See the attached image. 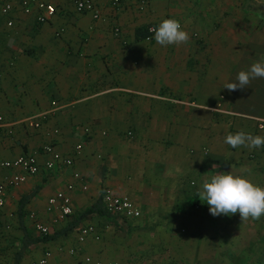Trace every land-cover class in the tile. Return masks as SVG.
Listing matches in <instances>:
<instances>
[{
  "label": "crops",
  "instance_id": "crops-1",
  "mask_svg": "<svg viewBox=\"0 0 264 264\" xmlns=\"http://www.w3.org/2000/svg\"><path fill=\"white\" fill-rule=\"evenodd\" d=\"M49 1L57 14L48 22L23 13L13 16L12 27L6 18L0 20V115L16 123L13 136L0 137V176L7 171L3 161L48 143L74 157V165L48 170L43 163L49 156L42 150V170L10 189L1 222L5 226L17 215L18 230L9 236L6 229L7 258L14 248L8 246L23 235L22 195L39 185L25 223L31 210L47 221L48 198L79 171L89 189L79 185L71 192L74 213L52 226L55 239L33 248L20 264H31L46 248L54 250L51 262L61 264H79L86 255L94 262L84 264L100 259L105 264H206L207 252L195 251L207 247L211 255L221 254L215 264L236 262L239 256H225V250L237 244L236 235L241 239L250 229L263 233L264 215L247 221L239 213L213 216L197 192L205 179L230 171L264 187V146L232 148L224 142L239 131L264 137L256 123L264 119V78L243 90L224 88L236 82L239 71L264 62V0H147L143 8L140 0L119 6L96 0L100 18L77 12L75 0ZM168 18L182 22L189 34L186 44L161 46L154 34L147 39L146 29ZM53 101L61 108L40 129L21 123L50 110ZM78 144L83 145L79 154ZM106 187L130 195L142 217L129 220L137 222L131 230L105 219L103 242L91 240L88 244L96 246L91 252L85 250L88 244L78 255L60 252L61 245L78 246L79 212L84 214ZM195 198L201 203L198 215L189 213ZM176 234L182 240L170 242ZM209 234L214 240L202 242ZM245 243L239 246L247 250L251 244ZM244 256L246 264L254 263L252 255Z\"/></svg>",
  "mask_w": 264,
  "mask_h": 264
},
{
  "label": "built area",
  "instance_id": "built-area-1",
  "mask_svg": "<svg viewBox=\"0 0 264 264\" xmlns=\"http://www.w3.org/2000/svg\"><path fill=\"white\" fill-rule=\"evenodd\" d=\"M113 6H119L122 3H130L134 0H110ZM140 5L143 8L147 4V0H140ZM75 9L79 13L90 12L94 17L100 18L101 12L96 3V0H75ZM18 13L26 15H34L39 23H45L54 18L57 14L56 5L49 0H0V15L6 18L8 26L14 25L13 16ZM170 19V18H168ZM174 19V18H171ZM180 22V21H179ZM183 28L182 22H180ZM157 28L152 25L149 27V34L147 39L150 40L154 34L151 29ZM120 27L114 28V33H120ZM221 104L217 105L220 108ZM61 107L58 101L52 102L50 110L30 115L26 117L21 123L29 129L38 130L51 113L56 112ZM257 129L264 132V119L257 118ZM16 123L6 121L3 115H0V137L13 136L15 134ZM88 132L89 129L87 128ZM83 149V145L76 146V153L79 154ZM48 155L49 158L43 163L44 167L48 170H55L61 167H72L74 165V157L63 155L55 145L48 143L43 148L24 152L14 158L7 159L1 163V167L7 171L0 176V263L4 258V236L6 229L10 228L9 224L2 225V216L4 208L7 203V195L10 189L21 187L31 176L37 175L42 170V160L40 154ZM74 180L69 182L64 189L58 190L55 194L51 195L46 203V213L48 216L47 221L42 219L39 212L31 210L29 212V219L31 220L35 230L42 235L52 234V226L65 222L73 213L74 205L71 192L75 191L80 185V189L86 191L89 189L88 184L84 181L82 174L79 171L73 172ZM103 201L106 210L116 219H135L142 216L137 203L126 193H116L112 188L106 187L103 191ZM103 233L94 223L81 225L77 234V245L65 248L63 245L59 246V251L67 250L71 255H78L84 250V245L88 244L91 240L99 242L102 240ZM54 256L52 248H46L43 255L31 262V264H61L60 261L55 260L51 262ZM85 263H93L94 259L90 255L83 258ZM96 264H103L102 261H96ZM118 264V263H112Z\"/></svg>",
  "mask_w": 264,
  "mask_h": 264
},
{
  "label": "clouds",
  "instance_id": "clouds-1",
  "mask_svg": "<svg viewBox=\"0 0 264 264\" xmlns=\"http://www.w3.org/2000/svg\"><path fill=\"white\" fill-rule=\"evenodd\" d=\"M151 31L154 32L155 41L161 46L186 44L189 41L188 32L182 30L176 19H164L158 28ZM256 78H264V62L253 63L248 71H239L236 82L226 83L224 88L230 92L243 90ZM224 142L232 148L245 146L254 149L264 146V137L239 131L227 134ZM197 195L200 201L207 203L213 216L239 213L241 221H247L249 218L258 220L264 215V187L243 176L234 175L231 171L219 172L210 179H205ZM41 264L44 262L41 261Z\"/></svg>",
  "mask_w": 264,
  "mask_h": 264
},
{
  "label": "rangeland",
  "instance_id": "rangeland-1",
  "mask_svg": "<svg viewBox=\"0 0 264 264\" xmlns=\"http://www.w3.org/2000/svg\"><path fill=\"white\" fill-rule=\"evenodd\" d=\"M0 18H2V19H5V17H3V16H1L0 15ZM38 187H39V185H36V186H34L33 187V189L30 191V192H26V193H24L23 195H26V194H29V193H32L33 191H36V189H37V191L39 190L38 189ZM22 195V196H23ZM138 207H139V209L141 210V212H142V209L140 208V206L138 205ZM30 209H32V208H29V210ZM201 209H199V210H197V212H193L192 210H191V208H190V211L192 212L191 214H195V215H198L199 214V211H200ZM82 211H85V210H82ZM190 213V212H189ZM142 215H143V212H142ZM12 216V215H11ZM15 216H17V215H14V217H12L11 218V220H9L8 222H7V224H9L10 225V228L9 229H7V231L9 232V236L12 234V233H14V232H16V230H18V227H17V225L14 223L15 222V220H14V218H15ZM79 217H80V220H79V226H81V225H85V224H89V223H94V224H96L97 226H98V228L99 229H101L102 230V232H103V229H105L106 228V223H108L106 220H105V218H104V221L105 222H101V223H97L98 221H97V219L95 218V216H92V215H90V216H83V212H79ZM142 217V216H141ZM140 217V218H141ZM27 220L29 221L28 223V225H29V227L31 228V226L33 225H31V222H30V219H28L27 218ZM15 224V225H14ZM33 231H35L36 233H38L36 230H35V228L33 227V228H31ZM124 229V228H123ZM124 230H127V229H124ZM104 232H105V230H104ZM257 232H256V230L255 229H250V233L249 234H247V235H245V234H243V235H241L240 237H241V239H239L238 238V235H236L235 236V243H237V244H235V246H234V248H230V249H228V250H225V253H226V255L225 256H230L231 254H234V255H236V257L237 256H239V258H235V260H236V262H238V264H246L247 262H246V259H245V256L244 255H246L247 253H249L250 255H252L253 256V259H254V263L253 264H264V248H262V246L264 245V231H263V233H260L259 232V235L258 234H256ZM180 234H181V236L182 235H185L186 234V232L184 231H181L180 232ZM179 234V235H180ZM5 235H7V233H5ZM13 235H15V233L13 234ZM178 234H176V235H171L170 236V242L171 241H173V242H177L178 240H182V237H180ZM102 238H103V236H102ZM214 238H215V236H213V235H211V234H209L207 237H206V239L204 240H202V242L204 241V242H212L213 240H214ZM242 238H244V242H242L243 240H242ZM164 240H165V238H163L162 239V242H164ZM228 242H229V240L228 239H226ZM245 240L247 241H249V243L251 244V246L249 247V249H247V250H245V249H243L242 247H240L239 245H242L243 247L244 246H247L246 245V243H245ZM99 242H103V240H101V241H99ZM192 244H195V243H192ZM9 247V249L10 248H13V246H8ZM94 247H96L95 245H94V243H90V244H88V246H86V248H85V250H89L90 252H91V249H93ZM193 248L194 247H192V250H193ZM14 249V248H13ZM13 249H10V251L8 252L9 254H8V258H7V260L9 259H11V257H12V253L14 252V250ZM102 250H100V249H98V248H96V252L97 253H99V252H101ZM205 251L207 252V256H206V264H215V259L216 260H218L220 257H221V254H215L214 252H212L213 253V255H211V253H209L210 252V249L207 247L206 249H198V250H196L195 252L196 253H198V252H200V253H205ZM192 253V252H191ZM91 254V253H90ZM192 256H196V254H194V255H192ZM216 256V257H215ZM224 256V257H225ZM224 257H223V259H222V261H225V260H227L226 258L224 259ZM218 258V259H217ZM210 259L212 260V261H210ZM230 259H231V257H230ZM100 261H102L103 262V264H105L106 262H104V260H102V259H100ZM7 262V261H6ZM235 261H231V262H229L228 264H233ZM235 262V264H237ZM8 263H9V261H8ZM79 264H84V262H82V261H79Z\"/></svg>",
  "mask_w": 264,
  "mask_h": 264
},
{
  "label": "trees",
  "instance_id": "trees-1",
  "mask_svg": "<svg viewBox=\"0 0 264 264\" xmlns=\"http://www.w3.org/2000/svg\"><path fill=\"white\" fill-rule=\"evenodd\" d=\"M1 20V18H0ZM145 31V29H144ZM146 34H149V27L146 29ZM37 189L36 191H33L32 193L23 195L18 203V212H19V220H20V227L22 229L23 235L22 237L19 239L18 237L13 239L15 244L13 245L14 247V252L12 253V257L11 259L7 260V247L6 245H4V241H3V251H4V258L3 261L0 264H5V262L9 261L8 264H20L22 261V258L24 257V255L28 254L29 252H31V250L35 247H37L39 244L53 240L56 238L55 234H49V235H42L40 233H36L35 231H33L26 223H25V216L28 213L27 210V204L31 201V199L37 194ZM194 198V197H193ZM190 208L193 209L194 212H197V210H199L201 208V203L198 201L197 198H195L194 200L191 201V206ZM190 213H192L189 210ZM84 216H100L105 218L106 220L109 221V223L114 224V226H116L117 228H127L128 230L132 229L137 222H135V224H131V221H129L130 219H125L123 218L122 220L119 219H114V217L106 210L105 205H104V201H103V196L99 197L98 200H96L92 205H90L85 211H84ZM132 226V227H131ZM75 227V225H73L72 227L69 228V230H73V228ZM6 233V232H5ZM7 235L4 236V238ZM103 240V238H102Z\"/></svg>",
  "mask_w": 264,
  "mask_h": 264
}]
</instances>
